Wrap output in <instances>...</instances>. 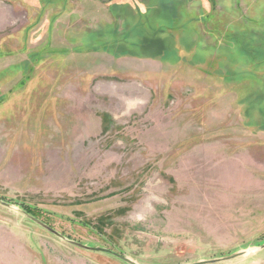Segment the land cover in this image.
Segmentation results:
<instances>
[{"label":"rangeland","instance_id":"1","mask_svg":"<svg viewBox=\"0 0 264 264\" xmlns=\"http://www.w3.org/2000/svg\"><path fill=\"white\" fill-rule=\"evenodd\" d=\"M0 199L138 264L263 245L264 0H0ZM0 264L126 263L0 205Z\"/></svg>","mask_w":264,"mask_h":264},{"label":"water","instance_id":"2","mask_svg":"<svg viewBox=\"0 0 264 264\" xmlns=\"http://www.w3.org/2000/svg\"><path fill=\"white\" fill-rule=\"evenodd\" d=\"M0 205L4 206L6 208H9V209H13V210L18 211L24 217L30 219L31 221H33L37 225L43 227L44 229H46L50 233L54 234L57 238L61 239L62 241H65L67 243H71L73 245H76V246L81 247V248H83L85 250H88V251H100V252H104V253L110 254V255L120 259L121 261H123L126 264H138L137 262L133 261L129 257H126V256H124L122 254H119V253H117L115 251H112V250H107V249H102V248H93V247H90V246L80 245L79 243H77L75 241H72L69 238L65 237L61 233H58L53 228H51L49 225L43 223L41 220H39L36 217H34V216L30 215L29 213H27L24 209L17 208L16 206L11 205L10 203H7V202H5L2 199H0ZM263 250H264V244L261 245V246H258V247H254V248L238 251L235 254L230 255L228 257L214 259V260H203V261H199V262L191 263V264H218V263L228 262V261H232V260H235V259H238V258L246 257V256H248V255H250L252 253L260 252V251H263Z\"/></svg>","mask_w":264,"mask_h":264},{"label":"trees","instance_id":"3","mask_svg":"<svg viewBox=\"0 0 264 264\" xmlns=\"http://www.w3.org/2000/svg\"><path fill=\"white\" fill-rule=\"evenodd\" d=\"M23 209H24L27 213H29L30 215H32V216L36 217L37 219H39L38 216H37V214H35L32 210L28 209L27 207H23ZM39 220H40V219H39ZM42 222H43V221H42ZM43 223H45V222H43ZM45 224H46V223H45Z\"/></svg>","mask_w":264,"mask_h":264}]
</instances>
